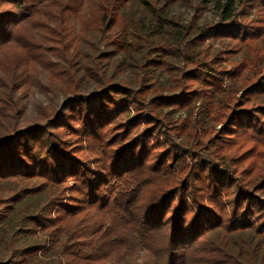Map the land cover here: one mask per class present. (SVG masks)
Instances as JSON below:
<instances>
[{"label":"trees","instance_id":"1","mask_svg":"<svg viewBox=\"0 0 264 264\" xmlns=\"http://www.w3.org/2000/svg\"><path fill=\"white\" fill-rule=\"evenodd\" d=\"M124 1L100 0L94 13L95 29L123 48ZM209 1L197 2V16ZM84 2L0 0L10 75L0 83V264H29L50 241L51 264H264V0H216L219 21L200 27L195 18L171 40L151 43L162 25L137 30L152 52L137 85L101 79L90 92L79 89L67 44ZM158 19L165 30L175 24ZM210 38L227 48L214 52L203 45ZM246 47L249 55L223 65ZM54 55L64 66L51 73L69 94L43 121L25 123L18 91ZM158 66L172 72V93L157 88ZM245 71L243 87L226 83ZM194 106L197 115L173 117ZM204 117L221 124L219 134L201 128ZM41 193L35 210L22 205ZM12 225L47 237L19 244Z\"/></svg>","mask_w":264,"mask_h":264},{"label":"rangeland","instance_id":"2","mask_svg":"<svg viewBox=\"0 0 264 264\" xmlns=\"http://www.w3.org/2000/svg\"><path fill=\"white\" fill-rule=\"evenodd\" d=\"M99 1L85 0L83 10L85 16L75 17L74 30L70 36L71 42L67 43L71 58H73V66L78 70L79 79H82L79 82V89L86 92L100 88L101 79L104 81L113 80L114 82L126 81L133 86L137 85L139 75L143 70V64L147 60V54L152 53L150 46L143 44L137 30L151 31L157 25L159 28L162 25V35H159V38L156 35L151 36V43L153 40H171L174 38V30L176 28H184L195 18L197 19V25L203 27L206 23L219 21L222 15V9L216 6V0H210L207 8L199 16H197V2L199 0H174L164 11H161V6L168 3L169 0H126L121 8V12L128 22L123 48L111 37L109 38V34L103 35L95 29L96 17L94 13L97 10ZM236 7L241 13L240 5L237 4ZM159 15L170 18L175 24H169L166 27L169 30H165V24H161L158 19ZM253 15L255 14L252 13L251 16ZM226 42L228 40L210 38L203 45L210 43L213 46L212 50L217 52L218 49L227 48L224 46ZM259 43L264 48V37L260 39ZM245 55H249L248 48H239L237 51L230 53V55H224L222 63L224 66L233 67L232 62L242 59ZM51 60V63H46V65L39 63L31 67V85L29 87L24 86L18 91L20 104L24 106L26 112L22 119L25 123L31 124L43 121L46 113L50 112L52 107H59L69 94L68 90L65 89L68 85L66 79L64 77H56L54 73H51V67L53 69L55 67L58 68L55 62L63 66L64 64L55 55L51 56ZM173 63L179 66L184 64L182 60L176 58H174ZM2 64L0 58V83L6 78H10L8 70ZM146 68L148 69L149 66H146ZM248 73V71H245L242 76L228 75L226 83L234 87H243V77L248 75ZM153 74L159 91H163V93L173 92L168 87L172 84L171 71L165 67L158 66L153 67ZM200 103L201 100L197 101L195 105L199 106ZM196 106L190 109H182L174 113L173 117H187L189 112L197 115L198 109ZM212 126L214 128L212 134H219L221 124L211 122L204 117L201 128L208 129ZM259 172H262V168ZM45 199L46 195L42 193L32 195L24 199L22 205L28 208L29 211H33L42 205ZM9 232L11 233L10 235L17 232L16 236L19 244H32L47 237L42 230L38 231L36 235L26 231H18L15 225H12ZM56 253L57 244L50 241L49 247L35 255L29 264H51L56 257ZM0 259H6V250L2 246H0Z\"/></svg>","mask_w":264,"mask_h":264}]
</instances>
